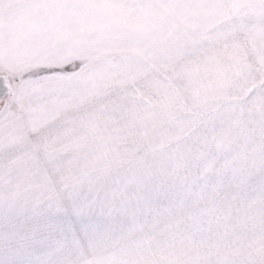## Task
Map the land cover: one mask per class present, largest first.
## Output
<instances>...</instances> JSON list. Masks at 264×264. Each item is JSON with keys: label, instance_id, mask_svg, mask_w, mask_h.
Segmentation results:
<instances>
[{"label": "rangeland", "instance_id": "rangeland-1", "mask_svg": "<svg viewBox=\"0 0 264 264\" xmlns=\"http://www.w3.org/2000/svg\"><path fill=\"white\" fill-rule=\"evenodd\" d=\"M22 4L0 0V24ZM64 9L135 125L88 161L91 264H264V0H36V34Z\"/></svg>", "mask_w": 264, "mask_h": 264}, {"label": "crops", "instance_id": "crops-1", "mask_svg": "<svg viewBox=\"0 0 264 264\" xmlns=\"http://www.w3.org/2000/svg\"><path fill=\"white\" fill-rule=\"evenodd\" d=\"M16 11V23L0 24V74L40 67L59 70L40 78L45 94H24L22 111L5 112V97L0 106V260L7 248L20 246L38 231L50 230L62 239L51 216L73 202L89 206L88 194L94 193L89 178L99 170L90 174L88 161L105 160L110 149L106 145L130 143L135 129L130 121L120 120L114 97L106 100L112 94L98 88L99 68H83L88 65L83 62L88 60L83 57V49L89 55L87 47L79 50L81 40L74 41L64 30L73 24L72 13L64 9L56 16H67L68 26L57 18L47 23L51 38L36 34V0H23ZM69 251V264H91L83 230L70 238Z\"/></svg>", "mask_w": 264, "mask_h": 264}, {"label": "snow or ice", "instance_id": "snow-or-ice-1", "mask_svg": "<svg viewBox=\"0 0 264 264\" xmlns=\"http://www.w3.org/2000/svg\"><path fill=\"white\" fill-rule=\"evenodd\" d=\"M58 70L40 67L5 73L4 77H0V96L5 97V112L22 111L26 104L24 94L29 90L45 94L46 86L40 78ZM95 209L96 205L82 206L74 202L66 205L62 211L51 216L52 222L58 226L63 236L62 239L50 230L38 231L32 236H26L20 246L7 248L5 258L0 260V264H69L70 238L79 235L82 229L100 222V218L94 215Z\"/></svg>", "mask_w": 264, "mask_h": 264}, {"label": "clouds", "instance_id": "clouds-1", "mask_svg": "<svg viewBox=\"0 0 264 264\" xmlns=\"http://www.w3.org/2000/svg\"><path fill=\"white\" fill-rule=\"evenodd\" d=\"M248 75L257 80H264V64H260L251 68Z\"/></svg>", "mask_w": 264, "mask_h": 264}, {"label": "water", "instance_id": "water-1", "mask_svg": "<svg viewBox=\"0 0 264 264\" xmlns=\"http://www.w3.org/2000/svg\"><path fill=\"white\" fill-rule=\"evenodd\" d=\"M0 77H4V75H1ZM7 81L5 80V83H6ZM2 97H4V96H0V98H2Z\"/></svg>", "mask_w": 264, "mask_h": 264}]
</instances>
